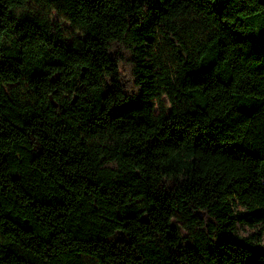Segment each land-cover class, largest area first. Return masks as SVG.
Returning <instances> with one entry per match:
<instances>
[{
  "label": "trees",
  "instance_id": "obj_1",
  "mask_svg": "<svg viewBox=\"0 0 264 264\" xmlns=\"http://www.w3.org/2000/svg\"><path fill=\"white\" fill-rule=\"evenodd\" d=\"M84 256L264 264V0H0V264Z\"/></svg>",
  "mask_w": 264,
  "mask_h": 264
},
{
  "label": "rangeland",
  "instance_id": "obj_2",
  "mask_svg": "<svg viewBox=\"0 0 264 264\" xmlns=\"http://www.w3.org/2000/svg\"><path fill=\"white\" fill-rule=\"evenodd\" d=\"M28 12H30V14L35 17L50 19L51 22H56V21L61 20L55 9H52L45 5H38V4L32 3L28 8ZM64 23H67V22H64ZM70 27L73 28L71 25ZM76 36L83 37L84 34L76 30ZM69 41L70 42L72 41V37L69 39ZM159 107L160 105H158V108H157L158 112L160 111ZM84 258L87 261V264H97L96 260L93 258H90L88 256H84Z\"/></svg>",
  "mask_w": 264,
  "mask_h": 264
}]
</instances>
